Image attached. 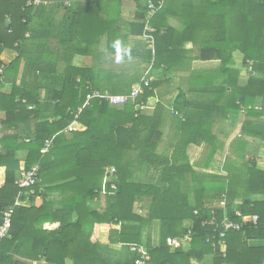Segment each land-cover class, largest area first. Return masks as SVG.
I'll list each match as a JSON object with an SVG mask.
<instances>
[{"label": "trees", "instance_id": "trees-1", "mask_svg": "<svg viewBox=\"0 0 264 264\" xmlns=\"http://www.w3.org/2000/svg\"><path fill=\"white\" fill-rule=\"evenodd\" d=\"M27 1L0 0V90L11 75L14 79L9 94L0 92V109L16 120L22 119L21 114L35 117L44 110L24 88L28 83L27 71L35 63L24 52L33 37L34 13L45 9L46 4L32 6ZM136 2L141 7L136 24L143 36L146 7L144 2ZM205 3L210 9L195 13V37L199 39L195 44V59L216 65L197 69L188 78L191 87L188 92L195 96L187 98V92L181 90L173 102L172 109L177 114L170 113L160 101L151 113L136 108V102L154 96L158 81L153 80L144 87L136 102L129 100L115 106L93 99L77 116L87 82L97 88L91 80L82 78L80 73H71L63 81L69 91L48 93V101H55L50 116L55 119H42L34 125V135L22 145L27 151L22 169L39 165V180L32 188L35 192L39 191L41 175L49 173L47 181L53 187L48 188L50 192L59 190V207L48 212L50 216L46 203L39 207L19 205L12 216L8 236L0 241V264H32L35 259H42V264H66V261L135 264L136 254L130 250V244L145 246L150 264H193L195 261L207 264L206 255L212 256L213 264H264V245L248 244L249 240L264 241V199H252L253 195L264 196V171L255 168V158L239 165L225 163L223 176L194 170L185 152L187 143H204L212 157L218 143L221 145L229 135L228 132L219 140L213 131L215 122L221 119L234 125L241 114L244 120L239 135L231 140L229 147L243 158L247 147L244 137L264 142V0H205ZM162 12L163 7L150 20L155 28L154 50H142L145 61L153 68L163 66L168 70L169 60L184 49L183 42L173 43L178 31L171 26L162 28L158 23ZM7 18H10L8 26L5 25ZM6 50L16 51L17 56L8 58ZM235 51L243 55L242 67L246 70L243 83L238 82ZM22 58L23 69L16 85ZM39 62L37 69H40ZM130 90L112 93L127 94ZM35 101L36 108L27 110V103ZM167 112L179 122L183 112L185 119L181 126L187 129L186 137L177 143L184 145L183 148L176 147L170 156L157 153ZM67 131L71 138H67ZM16 139L14 135L5 136L0 143L5 146L6 142ZM46 139L52 142L48 152L42 153ZM223 145L219 147L222 149ZM8 150L10 154L0 156V166L6 167L4 183L0 186V217L19 192L15 181L21 168L11 154L15 150ZM111 167L115 168L113 174L106 170ZM150 168L158 173L147 174ZM101 193L104 206L91 207L90 203ZM31 195H23L21 200ZM42 195L48 196V189L44 188ZM223 196L225 205H215L214 201ZM136 205L142 214L135 211ZM236 211L243 216L257 215L258 219L256 224L246 223L239 230L226 232L223 256L218 245L212 246V242L217 241L222 230L220 221L225 216L233 221L241 220ZM36 214H47L50 218L46 220L50 219L56 226L51 230L41 228L44 220L35 223L30 219ZM212 216L217 225L203 224ZM187 221L190 226L184 224ZM155 222L159 223L158 239L157 244H152L151 225ZM188 228L192 236L189 246L171 249L166 238L181 236ZM101 233H105L104 237ZM208 237L210 242L206 240ZM38 244L43 248L34 250ZM116 244L126 248L128 256L116 250L114 258L113 249L108 246ZM100 248L106 252L102 253Z\"/></svg>", "mask_w": 264, "mask_h": 264}, {"label": "crops", "instance_id": "crops-1", "mask_svg": "<svg viewBox=\"0 0 264 264\" xmlns=\"http://www.w3.org/2000/svg\"><path fill=\"white\" fill-rule=\"evenodd\" d=\"M49 1L50 3L45 5V9L34 13L33 37L31 42H28V47L24 52L35 62L34 66L27 71L28 83L24 88L36 97L37 103L39 102L40 106L43 105L44 110L35 117L21 114L22 119L16 120L5 110L0 109V139L10 135L17 137L15 142H6L5 146L0 143V156L10 154L8 149L15 150L11 154L19 161L21 169L24 167L27 155L23 143L28 142L30 137L34 135L36 122L42 119H55L50 117L53 113L51 108L55 101H48V93L54 94L55 91L61 90L69 91L63 85L64 79L69 74L79 75L80 73L82 78L91 80V83L97 87L96 89L109 93L125 91L139 82L141 78L151 77L153 81H158V85L154 88V96H157L158 100L169 111L170 108H173L174 99L181 90L187 92V98L195 96V94L188 92L191 87L187 81L191 75L195 74V70L216 65L212 61L203 62L195 59L197 53L195 44L199 42V39L195 37V13L210 9L209 6H206L205 0L165 1L163 12L158 17V21H160L158 23H161L162 28L171 26L177 30L173 43L183 42L182 48L184 49L175 58L169 60L168 70H165L163 66L153 68L152 64H148L144 59L142 49L148 47L145 38L139 33V26L136 24L141 14V7L135 0ZM65 2L70 3L65 5ZM187 28L190 30L188 29L186 32L185 29ZM4 53L10 59L17 56V52L14 50H6ZM233 58L235 68L239 70L238 82L243 83L246 77V70L242 67L243 55L235 51ZM38 61H40L38 63L40 69L36 67ZM195 63L198 64L195 65ZM202 63L211 64L203 65ZM23 64L24 59L22 58L20 69L15 77L16 85H19ZM13 81L11 75L0 92L9 94L13 89ZM16 99L18 100V96ZM35 108L36 101L26 105L27 110H34ZM147 112L151 113V111ZM180 114L182 115L179 117L181 122L177 120L178 118H173L168 112L164 115L161 125L162 137L157 153L170 156L176 147L180 150L183 148L184 145L177 143L182 142L186 137L187 132L185 131L187 129L181 126L185 117L183 112ZM243 120L244 116L241 114L234 125L228 121L224 123L221 119L215 122L213 131L218 130V128L221 129L222 137L229 132L223 148L217 155L215 152L211 157L204 143L201 145L187 143L185 152L192 168L199 172L224 176L226 174L223 167L225 163L235 162L239 165L247 160L246 157L251 156L250 159L255 158V168L264 171V142L256 138L244 137L247 141V147L243 158L238 156L239 152L236 149L229 147L231 140L239 135ZM65 134L67 138L72 136L68 131ZM218 155L219 158H217ZM10 163L13 165V161ZM155 173L158 171L150 168L147 174L155 175ZM5 175L6 167L2 165L0 166V186L4 183ZM56 187L59 186L56 185ZM44 188L41 187L38 192L33 190V195L26 198L22 205L39 207L46 203L47 213L58 208L60 203L59 190H55L53 193L49 192V195L44 197L42 195ZM101 196L104 197V194L101 193L96 200L91 202V207L100 209L104 206V204L97 206L102 203ZM252 199L261 201L264 196L253 195ZM40 214L32 215L30 219H33L32 221L35 223L39 219L44 220L41 228L46 230H51L56 226L50 219L46 220V217L50 218V213H48L50 216ZM157 234L158 227H156L153 237ZM101 235L104 237L105 233H101ZM248 244L251 246L264 245V241L249 240ZM38 245L34 250L43 248V245ZM114 246L122 248V245L119 244L108 247L112 249ZM100 250L102 253L106 252L105 248H100ZM128 251L131 253L130 250ZM112 252V256L115 258V251ZM208 258L211 259V256L206 255L204 261H210ZM22 260L30 261L25 258ZM42 263H44L42 259H35L32 262V264ZM66 264L71 263L66 261ZM195 264L200 263L195 261Z\"/></svg>", "mask_w": 264, "mask_h": 264}, {"label": "built area", "instance_id": "built-area-1", "mask_svg": "<svg viewBox=\"0 0 264 264\" xmlns=\"http://www.w3.org/2000/svg\"><path fill=\"white\" fill-rule=\"evenodd\" d=\"M140 2H144L146 10L144 13L143 21H144V28H143V37L145 38L147 47L154 50V39L152 33L155 31V28L151 26L150 20L154 16V14L160 10L166 0H136ZM50 3L49 0H28L27 5L38 6L40 4H48ZM68 5V4H66ZM2 71V67L0 68V72ZM79 78H77V82H79ZM152 80L151 77H143L139 82L134 84L131 87V90L127 94H114L105 91H100L96 88H92L89 83L86 84L87 91L84 95V102L81 106L77 108V116L81 110L89 104V102L93 99L98 100H105L110 105L120 106L125 104L127 101L131 100L136 102V99L144 93V87L149 85V82ZM159 102L157 96H152L146 98V100H141L140 102H136V108L141 111H151L155 108L156 104ZM170 112L172 114H177V111L170 108ZM181 117V116H180ZM52 139H46L44 141L43 147L41 148L42 153H46L49 150L51 145ZM108 173L113 174L115 168H107ZM39 180V165L35 164L28 169H21L19 175L15 181L17 187L19 188V192L17 197L15 198L14 202L8 206L5 210L1 212L0 219L2 220L0 223V241L3 240L5 237L8 236L9 230L11 227V220L14 214L15 209L23 203L21 197L23 195L28 196L33 193V186ZM113 186V185H112ZM27 198V197H26ZM215 205L224 206L225 205V198L220 197L217 201H214ZM213 213V210H212ZM235 214L241 217L240 221H233L226 216L220 221V227L222 230L219 231L218 238L216 242H212V246L218 245L221 254L225 255V240L224 237L226 232L229 230H239L242 228L246 223L256 224L258 216L257 215H249L243 216L240 214L239 211H236ZM203 224L208 225H217L215 223V217L212 216L210 219L203 221ZM217 227V226H216ZM192 239L191 236V229L188 228L187 232L181 236H169L166 238V243L171 249L183 247L186 248L189 246L190 241ZM207 241H211V238H207ZM129 248L132 252L136 254V258L134 259L135 264H150V256L146 248L141 245L137 244H130ZM207 264H213L212 260L207 262ZM225 264V263H222Z\"/></svg>", "mask_w": 264, "mask_h": 264}, {"label": "rangeland", "instance_id": "rangeland-1", "mask_svg": "<svg viewBox=\"0 0 264 264\" xmlns=\"http://www.w3.org/2000/svg\"><path fill=\"white\" fill-rule=\"evenodd\" d=\"M195 2V1H194ZM69 3L70 2H65V5L66 4H68L69 5ZM198 63H195V65H197ZM201 64V63H200ZM203 64V63H202ZM208 64H211V63H205V64H203V65H208ZM171 113V112H170ZM223 127L225 126V125H222ZM225 127H228L227 125L225 126ZM214 130V129H213ZM219 130V131H218ZM218 130H215V132H216V134H217V136H218V139L219 140H222V135H221V133H220V131H222L221 129H219L218 128ZM218 131V132H217ZM223 143H225V142H223ZM223 143L221 144V145H223ZM220 145V142L218 143V146H217V149H215V151H214V153L216 152V154L215 155H217V153H219L220 151H221V148L219 147V146H221ZM217 158H219V155L217 156ZM247 158V160H244L243 161V163H250L249 162V160L251 161L252 159H250L251 158V156H248V157H246ZM48 174L49 173H47V174H42L41 175V178H42V180H41V182H40V184L37 186V188L38 189H40L41 187L43 188V187H45L46 189H48V192H50V191H52L50 188H48L49 186H52V184H49L48 183ZM53 187V186H52ZM59 189V188H58ZM50 193H53V192H50ZM214 197H216V194H214ZM100 200H102V203L100 204V205H97V206H103V204H105V200H104V197H100ZM104 200V201H103ZM213 202V201H212ZM135 211H137V213H143V211H141L140 210V207L138 206V205H136V208H135ZM184 224H186V226H190L191 225V223L190 222H184ZM158 225H159V223L158 222H156V223H154V224H152L151 225V241H152V244H155V243H157V236L155 235L154 237H153V235H154V233H155V229H156V227H158ZM145 247V246H144ZM114 251H116V250H122V251H124V254L126 255V256H128V252L126 251V248H117V246H114V248H112ZM212 257V256H211ZM209 259V258H208ZM210 261L212 260V258L211 259H209ZM210 261H207V262H210ZM195 264V263H194Z\"/></svg>", "mask_w": 264, "mask_h": 264}, {"label": "water", "instance_id": "water-1", "mask_svg": "<svg viewBox=\"0 0 264 264\" xmlns=\"http://www.w3.org/2000/svg\"><path fill=\"white\" fill-rule=\"evenodd\" d=\"M9 22H10V18H7V19H6V22H5V25L8 26V25H9ZM1 221H2V220L0 219V223H1Z\"/></svg>", "mask_w": 264, "mask_h": 264}]
</instances>
